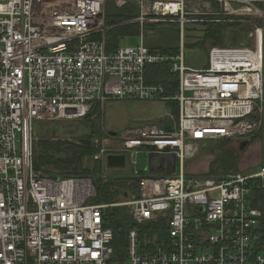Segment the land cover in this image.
<instances>
[{
  "label": "built area",
  "instance_id": "1",
  "mask_svg": "<svg viewBox=\"0 0 264 264\" xmlns=\"http://www.w3.org/2000/svg\"><path fill=\"white\" fill-rule=\"evenodd\" d=\"M111 3L138 10L120 25L178 24L181 51L123 39L109 52ZM216 23L246 26L248 44H214L207 69L186 67V26ZM167 65L178 78L170 96L147 82L148 69ZM110 101L177 103L179 115L91 141L94 162L106 168L109 156H125L139 179L137 196L96 204L91 178L35 169V133L38 123L83 120ZM263 132L264 0H0V264H264V161L222 178L185 170L207 143L240 146ZM140 154L172 168L174 155L175 173L140 172ZM114 207L138 225L164 219L167 239L143 243L133 228L126 258L114 260L106 227Z\"/></svg>",
  "mask_w": 264,
  "mask_h": 264
},
{
  "label": "trees",
  "instance_id": "2",
  "mask_svg": "<svg viewBox=\"0 0 264 264\" xmlns=\"http://www.w3.org/2000/svg\"><path fill=\"white\" fill-rule=\"evenodd\" d=\"M137 15L138 10L134 6H127L121 9L115 7L113 3L108 6L107 25L114 26L105 35L109 52L116 50L123 39L139 34L140 25L138 24L120 25L132 20ZM211 27L214 26L212 25ZM212 35H214V32ZM165 53L174 52L166 50ZM147 82L163 86L168 96L174 95L178 86V78L170 72V65L148 69ZM100 118V108L99 105H96L87 118L83 119L88 133L78 139V141L61 140L56 135L40 136L39 142L34 147V166L35 169L58 178H91L97 191L94 203L114 204L121 195L137 196L139 179L128 176L103 181L101 178L104 167L102 163L93 161V156L96 153L94 147L83 143V141H93L95 137L104 136ZM37 125L39 128L43 127V123H38ZM262 134L260 136L264 139V132ZM259 137L253 138L250 143L252 144ZM212 143L213 146L211 147ZM214 143H218V146ZM226 143H233L235 147L226 148V145L224 146ZM238 150L241 151L240 146L231 141H217L205 144L201 155L205 153L216 154V160L211 163L208 175L214 178L224 177L223 172L225 169L233 168L232 161L238 156ZM131 173L133 174V172ZM106 227L111 228L114 232V260L121 262L126 258L128 234L131 229L138 228L140 239L143 243L146 239L154 241L156 235L158 236V242L161 243L167 239L168 235V228L164 219L156 223L149 222L138 225L132 220L128 209L125 207H114L106 210Z\"/></svg>",
  "mask_w": 264,
  "mask_h": 264
},
{
  "label": "rangeland",
  "instance_id": "3",
  "mask_svg": "<svg viewBox=\"0 0 264 264\" xmlns=\"http://www.w3.org/2000/svg\"><path fill=\"white\" fill-rule=\"evenodd\" d=\"M212 25L214 27H211ZM213 32L214 35H212ZM185 33V66L193 70H203L208 68V50L214 45V43L223 48H235L247 45L249 42V29L246 28V26L237 23L189 24L186 26ZM123 42V46H139L143 43L146 47L153 50H169L179 53L182 45L181 27L170 20L149 23L144 26V30H141L138 35L127 37ZM96 105H99L100 108V125L104 136L95 137L94 139H101V144L102 142L107 143L108 137H110L113 132L122 133L132 129L136 130L156 121H160L163 118H168V113H171L175 117V120H177L179 115L177 103H163L160 101H110L106 102L104 105L98 103L93 104L90 113ZM87 133L88 130L86 129L83 120L48 121L43 123L42 128H39L37 125L35 145L39 142L40 136L56 135V137L61 140L78 141V139L84 137ZM261 136L258 139H255L252 144L250 143L246 150L242 152L238 150V156L232 161L233 168L225 169L223 172L224 177L234 175L243 170H250V172H255L257 170L260 161L255 160L260 157V153L264 156V139H262ZM218 143L214 144L218 146ZM225 145L226 148L235 147L233 143H226L224 146ZM260 145L262 148L259 153ZM212 146L213 143L211 147ZM250 147L251 149L249 150ZM169 160L170 159L168 158L166 161L167 164L169 163ZM215 160V153H205L203 155L200 153V155L194 160L186 162L185 170L188 174L191 172L195 173L196 176L201 177L202 175H206L209 162L212 163ZM130 164L131 161L129 159L128 165H126L125 168H111L107 166L106 168H103L101 178L103 181H110V179L114 178L132 176L133 174L131 172L133 167ZM151 174L159 175L154 173ZM122 197V195L119 196L115 202H122Z\"/></svg>",
  "mask_w": 264,
  "mask_h": 264
},
{
  "label": "water",
  "instance_id": "4",
  "mask_svg": "<svg viewBox=\"0 0 264 264\" xmlns=\"http://www.w3.org/2000/svg\"><path fill=\"white\" fill-rule=\"evenodd\" d=\"M116 133H111V136H115ZM83 143L87 144V145H91V141L89 140H86V141H83ZM249 141H245V142H242L241 145H240V150L241 151H244L248 146H249ZM159 155L157 154H150V155H147V154H140L138 156V169L140 172L142 173H150V172H155V171H161L163 172L164 170V167L162 169H153L151 168L150 164L153 163V162H157L156 160L159 159ZM165 158V157H163ZM172 161H173V168L175 163H176V157L173 155L172 157ZM164 162L165 160H162L161 163L164 165ZM127 165L126 163V157L125 156H115V155H112V156H109L108 159H107V166L108 167H111V168H125ZM175 173V169L172 170V174Z\"/></svg>",
  "mask_w": 264,
  "mask_h": 264
},
{
  "label": "crops",
  "instance_id": "5",
  "mask_svg": "<svg viewBox=\"0 0 264 264\" xmlns=\"http://www.w3.org/2000/svg\"><path fill=\"white\" fill-rule=\"evenodd\" d=\"M261 145H260V147H259V153H260V151H261ZM247 149V148H246ZM245 149V150H246ZM251 149V147L249 148V150ZM162 160H164V159H158V162H153V163H151L150 164V166H151V168H153V169H162L164 166H163V164L161 163V161ZM157 161V160H156ZM170 161L171 160H169V163L167 164V163H165V167H164V170H163V172H161V171H155V172H152V173H156V172H159V173H157V174H159V175H164V174H172V170H173V168H172V166L170 165ZM212 161V160H211ZM255 161H264V156H263V154L262 153H260V157H258L257 158V160H255ZM259 162V163H260ZM210 165H211V163L209 162V165H208V169H207V173L206 174H208V172L210 171ZM189 175H195V173H191L190 172V174ZM196 176V175H195Z\"/></svg>",
  "mask_w": 264,
  "mask_h": 264
}]
</instances>
